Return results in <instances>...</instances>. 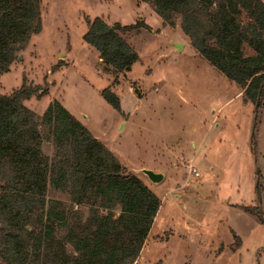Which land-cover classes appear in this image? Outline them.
Returning <instances> with one entry per match:
<instances>
[{"label":"rangeland","instance_id":"obj_1","mask_svg":"<svg viewBox=\"0 0 264 264\" xmlns=\"http://www.w3.org/2000/svg\"><path fill=\"white\" fill-rule=\"evenodd\" d=\"M40 1L42 32L0 73V93L40 90L24 101L40 117L60 103L119 159L123 176H137L160 198L157 229L135 264H264V100L259 109L247 102L191 47L179 21L164 25L138 0ZM97 18L143 26L120 33L139 56L130 72L117 74L85 42ZM107 89L121 113L103 99ZM43 151L54 156L49 143ZM142 170L163 182L152 184ZM46 199L73 209L64 191L50 187ZM74 209L86 224L90 206Z\"/></svg>","mask_w":264,"mask_h":264},{"label":"trees","instance_id":"obj_2","mask_svg":"<svg viewBox=\"0 0 264 264\" xmlns=\"http://www.w3.org/2000/svg\"><path fill=\"white\" fill-rule=\"evenodd\" d=\"M138 1L166 26L175 28L179 21L191 47L261 108L262 0ZM142 27H110L97 18L84 40L117 74L128 73L139 56L120 33ZM42 29L40 0H0V73L10 72L17 54ZM39 91L24 85L11 96L0 93V264H135L160 198L137 176H123L119 159L60 103H52L43 117L24 106ZM102 97L121 113L114 93L107 89ZM45 143L53 146V157L44 154ZM50 187L66 192L73 209L61 202L49 205ZM87 205L91 216L84 224L74 208ZM243 210L262 218L258 210Z\"/></svg>","mask_w":264,"mask_h":264},{"label":"water","instance_id":"obj_3","mask_svg":"<svg viewBox=\"0 0 264 264\" xmlns=\"http://www.w3.org/2000/svg\"><path fill=\"white\" fill-rule=\"evenodd\" d=\"M175 46H176L177 50H179V51L183 50V46L182 45L175 43ZM138 173H142L143 175H145L149 179V181L152 184H155V185L162 183L163 180H164V175L163 174H157V173H155L152 170H142V171H140Z\"/></svg>","mask_w":264,"mask_h":264},{"label":"crops","instance_id":"obj_4","mask_svg":"<svg viewBox=\"0 0 264 264\" xmlns=\"http://www.w3.org/2000/svg\"><path fill=\"white\" fill-rule=\"evenodd\" d=\"M184 50H186V47H185ZM220 110H221V108H220ZM160 209H161V208H160ZM160 212H161V210H159V212H158V214H157V217H156V219H155V221H154V224H153L152 229H151V231H150V233H149V236H148L147 241H148V240L150 239V237L153 235L154 230L157 229V228H156V223H157V218H158ZM207 226H210V225L207 224ZM159 227H161V226L159 225ZM147 241H146V243H147Z\"/></svg>","mask_w":264,"mask_h":264},{"label":"built area","instance_id":"obj_5","mask_svg":"<svg viewBox=\"0 0 264 264\" xmlns=\"http://www.w3.org/2000/svg\"><path fill=\"white\" fill-rule=\"evenodd\" d=\"M189 173L196 178L200 177V173L194 168L193 164L189 166Z\"/></svg>","mask_w":264,"mask_h":264}]
</instances>
